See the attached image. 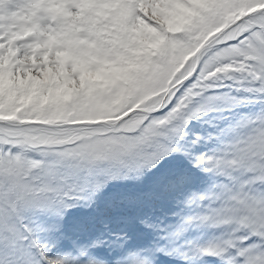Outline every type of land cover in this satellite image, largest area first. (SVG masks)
Masks as SVG:
<instances>
[{
    "label": "snow or ice",
    "instance_id": "1",
    "mask_svg": "<svg viewBox=\"0 0 264 264\" xmlns=\"http://www.w3.org/2000/svg\"><path fill=\"white\" fill-rule=\"evenodd\" d=\"M0 264H264V0H0Z\"/></svg>",
    "mask_w": 264,
    "mask_h": 264
}]
</instances>
